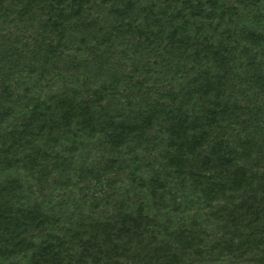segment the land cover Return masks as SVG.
Here are the masks:
<instances>
[{"label": "trees", "instance_id": "obj_1", "mask_svg": "<svg viewBox=\"0 0 264 264\" xmlns=\"http://www.w3.org/2000/svg\"><path fill=\"white\" fill-rule=\"evenodd\" d=\"M0 264H264V0H0Z\"/></svg>", "mask_w": 264, "mask_h": 264}]
</instances>
